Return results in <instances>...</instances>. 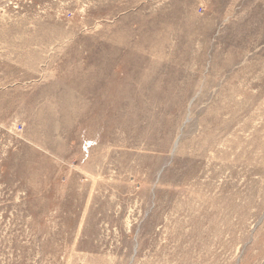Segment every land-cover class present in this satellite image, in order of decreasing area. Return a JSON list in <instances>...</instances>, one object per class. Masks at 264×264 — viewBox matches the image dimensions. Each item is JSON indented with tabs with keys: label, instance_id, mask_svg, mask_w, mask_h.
<instances>
[{
	"label": "rangeland",
	"instance_id": "374dc122",
	"mask_svg": "<svg viewBox=\"0 0 264 264\" xmlns=\"http://www.w3.org/2000/svg\"><path fill=\"white\" fill-rule=\"evenodd\" d=\"M0 264H264V0H0Z\"/></svg>",
	"mask_w": 264,
	"mask_h": 264
}]
</instances>
